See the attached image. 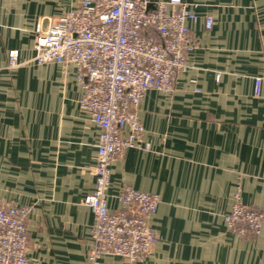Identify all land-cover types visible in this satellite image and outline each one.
<instances>
[{"label":"crops","instance_id":"0c3cea01","mask_svg":"<svg viewBox=\"0 0 264 264\" xmlns=\"http://www.w3.org/2000/svg\"><path fill=\"white\" fill-rule=\"evenodd\" d=\"M78 1L0 0V197L29 209L26 264H84L90 247L82 201L94 189L98 129L79 107L75 67L30 61L35 25ZM183 1L196 15L187 67L171 91L144 93L137 144L109 167V210L125 186L158 196L157 241L143 259L102 264H264V217L256 235L225 223L235 192L264 214V0Z\"/></svg>","mask_w":264,"mask_h":264},{"label":"built area","instance_id":"2783aa9c","mask_svg":"<svg viewBox=\"0 0 264 264\" xmlns=\"http://www.w3.org/2000/svg\"><path fill=\"white\" fill-rule=\"evenodd\" d=\"M45 19L46 26L35 25L30 61L73 65L82 88L79 107L98 129L94 189L82 201L93 214L84 264H102L105 255L143 259L157 241L149 220L159 198L125 186L117 196V210H109V167L137 144L143 125L136 109L144 93L171 91L187 67V54L194 49L189 22L196 15L183 0H79ZM211 25V17L205 16V28ZM18 65V50H9L7 67ZM259 84L256 78L255 85ZM125 126L129 132L123 136ZM28 212L0 197V264H26ZM263 217L235 192L225 223L239 236L256 235Z\"/></svg>","mask_w":264,"mask_h":264}]
</instances>
